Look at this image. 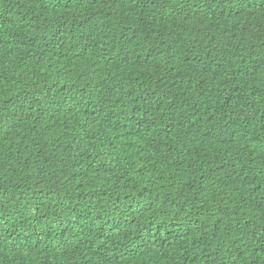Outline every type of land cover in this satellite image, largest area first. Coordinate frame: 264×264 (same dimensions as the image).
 <instances>
[{
    "label": "trees",
    "instance_id": "16d2710c",
    "mask_svg": "<svg viewBox=\"0 0 264 264\" xmlns=\"http://www.w3.org/2000/svg\"><path fill=\"white\" fill-rule=\"evenodd\" d=\"M0 264H264V0H0Z\"/></svg>",
    "mask_w": 264,
    "mask_h": 264
}]
</instances>
